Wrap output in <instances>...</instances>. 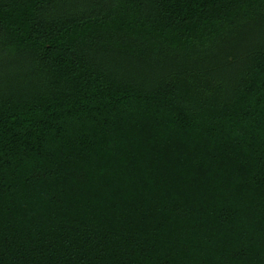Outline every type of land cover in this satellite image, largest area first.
<instances>
[{
    "label": "trees",
    "instance_id": "trees-1",
    "mask_svg": "<svg viewBox=\"0 0 264 264\" xmlns=\"http://www.w3.org/2000/svg\"><path fill=\"white\" fill-rule=\"evenodd\" d=\"M0 264H264V0H0Z\"/></svg>",
    "mask_w": 264,
    "mask_h": 264
}]
</instances>
